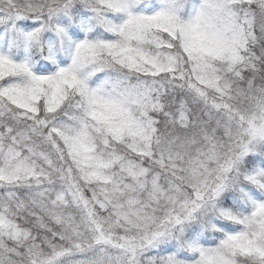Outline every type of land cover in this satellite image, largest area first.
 I'll use <instances>...</instances> for the list:
<instances>
[{
	"label": "snow or ice",
	"instance_id": "1",
	"mask_svg": "<svg viewBox=\"0 0 264 264\" xmlns=\"http://www.w3.org/2000/svg\"><path fill=\"white\" fill-rule=\"evenodd\" d=\"M0 264H264V0H0Z\"/></svg>",
	"mask_w": 264,
	"mask_h": 264
}]
</instances>
